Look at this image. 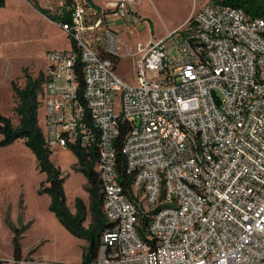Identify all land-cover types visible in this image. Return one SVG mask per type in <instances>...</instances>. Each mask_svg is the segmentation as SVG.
Here are the masks:
<instances>
[{
  "label": "built area",
  "instance_id": "1",
  "mask_svg": "<svg viewBox=\"0 0 264 264\" xmlns=\"http://www.w3.org/2000/svg\"><path fill=\"white\" fill-rule=\"evenodd\" d=\"M137 2L73 0L54 22L74 46L45 72L49 145L96 159L106 227L91 264H264V19L209 0L190 30L138 44L132 84L107 56L109 22L138 24Z\"/></svg>",
  "mask_w": 264,
  "mask_h": 264
},
{
  "label": "rangeland",
  "instance_id": "2",
  "mask_svg": "<svg viewBox=\"0 0 264 264\" xmlns=\"http://www.w3.org/2000/svg\"><path fill=\"white\" fill-rule=\"evenodd\" d=\"M99 6L106 8L110 0H98ZM209 0H138L134 6L139 23L127 24L122 18L113 16L110 26L120 27L119 50L121 61L116 68L117 75L128 83H136L135 57L138 44H146L150 39H160L168 30L179 26L190 30L188 21L194 12ZM66 0H7L0 9V112L11 117L15 124L18 116L14 112L16 99L12 82L25 86L24 73L37 77L48 68L50 51L68 49L72 41L67 33L54 21L45 16L57 17L64 13ZM48 10V11H47ZM94 47L100 45L94 40ZM96 43V44H95ZM129 53V54H128ZM149 76L152 73H148ZM116 107L121 104L116 98ZM43 104V99H42ZM40 124L44 127V107L39 110ZM1 139V136H0ZM52 162L61 170L65 178L64 189L68 206L75 212L76 198H82L89 207L90 192L86 177L77 171V160L69 149L53 148ZM47 173L39 170L35 155L23 140L12 145L0 147V244L9 249L4 218L14 221L29 219V237L21 239V245H34V250L62 252L75 255L91 247L87 239L71 233L50 211L51 199L47 194H39L41 183L46 181ZM55 221V223L52 221ZM92 220L87 211V227ZM58 225L67 235L59 236ZM26 224V227L28 226ZM26 229V228H25ZM50 233V237L47 233ZM143 237L142 232H138ZM47 236V237H46ZM35 251V252H36Z\"/></svg>",
  "mask_w": 264,
  "mask_h": 264
},
{
  "label": "trees",
  "instance_id": "3",
  "mask_svg": "<svg viewBox=\"0 0 264 264\" xmlns=\"http://www.w3.org/2000/svg\"><path fill=\"white\" fill-rule=\"evenodd\" d=\"M73 0H66L67 6ZM94 7L101 8L93 0H88ZM225 4L243 9L252 18L264 19V0H223ZM7 0H0V9L5 7ZM48 11V10H47ZM45 16L52 21H56L60 16L52 17L48 13ZM71 14L64 11V21H70ZM72 45L74 43L72 41ZM114 62L115 68L121 61L119 54L107 55ZM25 86L21 87L16 82H12V88L16 99L14 108L18 116V123L15 124L11 117H7L0 112V147H6L23 140L27 148L35 155L39 170L47 173L46 181L41 183L39 194H47L51 203L49 209L53 212L63 226L71 233L83 237L91 242L89 250L83 253V263L91 264L97 255L100 236L106 227V220L102 211L103 196L100 191V179L96 171V159L89 155L80 147L73 146L70 150L74 153L77 160V171L81 172L89 183L90 203L89 207L82 198H76L75 213L71 212L64 189L65 178L62 177L61 170L52 162L51 156L53 149L45 134L44 127L40 124L39 110L42 107L43 89L47 80L46 74L40 72L37 77L24 73ZM81 79V75H79ZM129 126L125 125L119 136L121 145ZM120 180L125 186H129L131 178L127 176L125 157L122 153L118 154ZM91 213L92 220L86 227L87 211ZM5 222L14 232L13 248L15 261L23 259L21 239L26 228L19 220L20 226L15 227L11 223V218L6 217Z\"/></svg>",
  "mask_w": 264,
  "mask_h": 264
},
{
  "label": "crops",
  "instance_id": "4",
  "mask_svg": "<svg viewBox=\"0 0 264 264\" xmlns=\"http://www.w3.org/2000/svg\"><path fill=\"white\" fill-rule=\"evenodd\" d=\"M93 3H96L97 5H99L101 2L99 3L98 0H93ZM109 24H111V21L109 22ZM180 27H183V25L179 26L175 29H178ZM113 28L120 30V27L113 26ZM175 29H173V30H175ZM173 30H168V31H173ZM151 40H153V39H150L148 42H150ZM120 58H121V56H120ZM73 213H75V212H73ZM4 221H5V218H4ZM29 221H30L29 219L24 218L22 224L24 226H26V224H28ZM52 221L55 223V221L53 220V217H52ZM11 223L15 227L20 226V222L18 221V219L16 221L11 219ZM5 225L8 227L7 237H8V243L10 245H9V249L7 251H5L0 244V263H1V261L12 260L13 256H14V248H13L14 232L6 222H5ZM57 226L59 228V233H60L59 236L61 237L64 235V237H65V235H67V233L63 229H61L62 226L58 225V223H57ZM30 227H31V224H28V226L24 230L23 238H22L23 240L24 239L26 240V238L29 237ZM47 236L50 237L49 232L47 233ZM35 251L36 250H34V245H31V244L26 245V246L22 245V253H23V259L22 260L24 261V264H80V263H83V253H84L83 251L82 252L78 251L75 255H70L69 253H66L64 249L62 250V252L61 251L55 252L53 254L49 253V251H43V249H40L36 252Z\"/></svg>",
  "mask_w": 264,
  "mask_h": 264
},
{
  "label": "water",
  "instance_id": "5",
  "mask_svg": "<svg viewBox=\"0 0 264 264\" xmlns=\"http://www.w3.org/2000/svg\"><path fill=\"white\" fill-rule=\"evenodd\" d=\"M218 104H220V101L217 99Z\"/></svg>",
  "mask_w": 264,
  "mask_h": 264
}]
</instances>
